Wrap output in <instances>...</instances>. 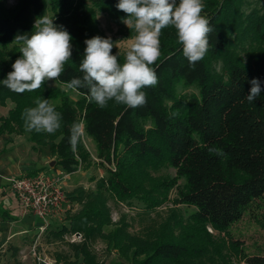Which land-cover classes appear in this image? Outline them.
<instances>
[{
    "label": "trees",
    "instance_id": "obj_1",
    "mask_svg": "<svg viewBox=\"0 0 264 264\" xmlns=\"http://www.w3.org/2000/svg\"><path fill=\"white\" fill-rule=\"evenodd\" d=\"M117 3L17 0L16 6L7 8L0 2V103L14 102L8 116L0 117V134L15 130V124L25 131L22 113L35 107L37 98L56 101L52 105L61 114L60 129L53 134L32 131L29 139L34 145L48 146L52 155L57 148L60 158L55 165L60 171L73 172L78 161L69 143L71 126L79 123L76 110H83V130L95 142L97 157L113 165L97 182L99 196L105 190L119 201H141L150 209L175 191L169 213L148 236L129 235L121 226L101 234L106 246L118 252L112 264H224L227 249L243 252L241 243L225 237L234 223L247 211H255L254 219L264 227L257 218L264 213V8L248 11L246 0H203L201 14L212 29L209 48L191 67L176 30L162 29L161 55L151 65L158 83L142 89L147 98L142 107L109 101L100 108L89 102L87 88L75 89L80 98L72 102L64 90L48 86L47 81L42 88L22 94L2 83L21 56L23 41L15 38L30 36L36 20L46 12L72 37L71 60L56 81L67 86L73 78L82 79L84 41L97 35L108 38L99 28L98 13H106L116 25L136 35L123 22L127 15L116 8ZM112 54L123 64L125 57L115 46ZM253 79L261 82V93L249 102ZM179 87H194L197 92L182 94ZM77 149L83 160H90L81 141ZM210 149H222L225 155ZM163 168L173 169L174 174L156 175ZM102 209L103 204L85 203L67 216L69 223L62 231L85 238L100 232L108 220ZM85 244L75 252L81 261L69 264H103L95 261ZM242 256L246 264H264V254Z\"/></svg>",
    "mask_w": 264,
    "mask_h": 264
},
{
    "label": "clouds",
    "instance_id": "obj_2",
    "mask_svg": "<svg viewBox=\"0 0 264 264\" xmlns=\"http://www.w3.org/2000/svg\"><path fill=\"white\" fill-rule=\"evenodd\" d=\"M203 0H118L116 8L127 15L123 22L133 27L136 35L131 48L126 52L123 64L112 54L114 43L110 37L99 35L84 41L83 59L80 63L81 78H73L67 87L87 88L89 102L106 108L109 101L129 108L142 107L147 103L145 87H154L158 77L151 65L161 55L160 36L162 29L173 27L183 56L189 66L201 61L208 52V34L212 31L209 20L201 13ZM55 19V18H54ZM54 19L43 15L36 20V29L30 36L18 35L23 41L20 58L12 64V71L2 81L12 92L22 94L42 88L49 80H56L71 60L72 37L63 27L54 24ZM247 100L253 102L261 93V82L251 81ZM35 107L24 109L22 119L25 131L53 134L61 127V114L49 103V99L37 98ZM82 137L81 126H71L69 143L76 151ZM224 156L222 149H210Z\"/></svg>",
    "mask_w": 264,
    "mask_h": 264
},
{
    "label": "rangeland",
    "instance_id": "obj_3",
    "mask_svg": "<svg viewBox=\"0 0 264 264\" xmlns=\"http://www.w3.org/2000/svg\"><path fill=\"white\" fill-rule=\"evenodd\" d=\"M246 1H248V3L244 8H246L248 11L252 8H257L259 10L264 8V0ZM0 2L7 8H12L17 5V0H0ZM45 15L49 16L47 12ZM97 20L99 28L112 39L116 50L125 57L126 52L131 48V45L134 42L135 36L132 35L128 30L126 31L124 27L116 25L110 20L106 13H98ZM126 27L128 26L126 25ZM47 85L51 87H58L61 90H64L70 96L72 102H76L80 98V94L75 89L68 88L65 84H61L56 80L47 81ZM178 91L182 94L197 92L196 88L194 87H179ZM49 103L54 104L56 101H49ZM13 106L14 102L11 99H7L0 103V117H7L9 109ZM74 107L77 109L76 105H74ZM76 111L82 131V137L80 141L90 154V160L82 159L80 149H76V151H74V156L78 161L77 168L75 171L69 172V178L65 182L64 187H62V190L66 196L67 203L69 202L68 205L72 204L73 201H77L79 206L70 205L65 210V213L66 216H70L78 212L85 203H98L104 205V209H102V211L103 214L106 215V218L108 217V220H106L107 223L103 226L100 232L97 231L94 233V235L87 238H85L83 235H77L76 237V235L74 236L71 234L67 237V241L57 244L56 247L63 245L66 247L64 251H67V249L69 252L71 249H75L76 251L82 245V243L85 242L87 251L94 257L96 262L112 264L117 260L118 252L115 249H112L113 251H111L106 246V241L101 234L114 229L115 226H121L129 235H135L143 238L148 236V232L152 231L160 222H162V220L169 213L170 207L173 206V203L170 199L174 197L175 191H170L169 198L166 202L160 206L150 209L145 207V204L141 201H119L112 197L109 192H105V190H100L101 195L99 196L98 193L100 188H98L97 182L100 178L106 176L105 169L109 168V166L113 167V165H109L106 162H103L101 158L97 157L95 142L83 130L84 111L78 109ZM13 128H15V130L12 132L5 131L4 134L17 135L23 134L25 132L23 130L24 128L17 126V124H15ZM54 142H58V140H54ZM58 154L59 152L56 148L54 154H51V156L54 158V161L60 158ZM45 174L52 175L48 170H46ZM167 174L173 175L174 170L171 168H163L156 173V175L161 176ZM180 207L182 208V206ZM253 214H255V211L252 213L247 211L239 221L231 226L229 230V236H225L227 240L238 241L241 243L243 252H240V254L236 253L234 250L229 251V249H227L225 252L227 257L225 258V261H223L225 262L224 264H246L245 257L242 256L243 253L246 255L264 254V227L262 228V226L258 224V220L254 219ZM262 215L261 217L258 216L257 218L264 223V218H262ZM208 230L211 231L210 228H208ZM78 239L79 241H77ZM129 248L130 247L128 246V251ZM61 256H64L63 259H69L68 255L62 254ZM201 263L211 264L208 261H203Z\"/></svg>",
    "mask_w": 264,
    "mask_h": 264
},
{
    "label": "crops",
    "instance_id": "obj_4",
    "mask_svg": "<svg viewBox=\"0 0 264 264\" xmlns=\"http://www.w3.org/2000/svg\"><path fill=\"white\" fill-rule=\"evenodd\" d=\"M53 161L49 147L34 145L27 131L17 135L0 134V264H68L81 261L75 255V249L69 252L68 249L64 251L66 247L63 245L56 247L71 235L62 231L69 223L66 213L51 218L44 226L42 218L22 211L9 186V179L21 174L45 173L46 170L52 175L58 173L60 167L55 165V161L50 165ZM70 205L79 206L77 201ZM74 234L81 236L80 233ZM62 254L68 255L69 259H63Z\"/></svg>",
    "mask_w": 264,
    "mask_h": 264
},
{
    "label": "built area",
    "instance_id": "obj_5",
    "mask_svg": "<svg viewBox=\"0 0 264 264\" xmlns=\"http://www.w3.org/2000/svg\"><path fill=\"white\" fill-rule=\"evenodd\" d=\"M69 174L64 171L53 175L41 171L21 174L10 178L9 186L22 211L39 216L45 226L51 218L61 216L68 208L62 187Z\"/></svg>",
    "mask_w": 264,
    "mask_h": 264
},
{
    "label": "water",
    "instance_id": "obj_6",
    "mask_svg": "<svg viewBox=\"0 0 264 264\" xmlns=\"http://www.w3.org/2000/svg\"><path fill=\"white\" fill-rule=\"evenodd\" d=\"M54 164V161L50 163V165H53Z\"/></svg>",
    "mask_w": 264,
    "mask_h": 264
}]
</instances>
